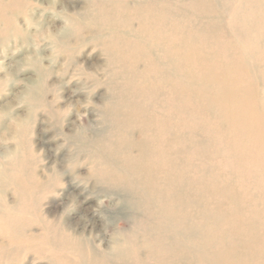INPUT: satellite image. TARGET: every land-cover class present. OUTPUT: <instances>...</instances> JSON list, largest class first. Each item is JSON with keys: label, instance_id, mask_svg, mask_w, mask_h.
<instances>
[{"label": "rangeland", "instance_id": "374dc122", "mask_svg": "<svg viewBox=\"0 0 264 264\" xmlns=\"http://www.w3.org/2000/svg\"><path fill=\"white\" fill-rule=\"evenodd\" d=\"M14 1L0 0V172L21 185L0 193V264H174L197 242L164 225L186 219L225 264H264L256 0ZM115 89L121 125L104 116ZM103 134L106 162L92 142ZM33 173L46 189L35 191ZM62 216L89 255L51 231L46 220Z\"/></svg>", "mask_w": 264, "mask_h": 264}, {"label": "bare ground", "instance_id": "6f19581e", "mask_svg": "<svg viewBox=\"0 0 264 264\" xmlns=\"http://www.w3.org/2000/svg\"><path fill=\"white\" fill-rule=\"evenodd\" d=\"M15 1H21V2H26V0H15ZM14 1V2H15ZM7 5H10L9 3H7ZM258 11L257 14V18H264V0H256V7H255ZM92 14V13H91ZM19 15L18 14H14V18L16 19ZM178 17V16H177ZM185 20V19H184ZM5 28V27H4ZM194 28V27H193ZM120 37H122L123 40H129V36L127 32H123L120 34ZM111 42H108L105 40V42H103L104 47H106L110 54H109V59L111 60V58H113L115 61H117V63H119L121 61V56L119 55V51L118 48L113 50L109 48ZM244 79V78H243ZM257 79V78H256ZM258 80V79H257ZM242 82V81H241ZM235 84V83H234ZM112 101L109 103L108 107L106 108L105 112H104V116L105 119L109 118L110 116L112 118H114L117 121V124L120 122L121 125V121H123L124 119V115L121 114V110H122V106L119 107V105L121 104V97H120V91L118 89L112 90ZM50 126V124H49ZM76 136V135H75ZM77 140L79 142H81V148L85 149L88 151V143L86 142L87 140L85 138H83L82 136H76ZM104 138H106L104 136V134L102 136H100L98 139H95L94 141H92L93 143L98 144L96 149H99L96 154H98V152H100V154H103L105 157L101 158V160L104 162L106 159V156H108L107 152L109 151V149H107V145L111 144V142L109 140H105ZM91 142V144H92ZM107 142V144L105 143ZM90 144V143H89ZM95 147V146H94ZM93 153V151L91 152V154ZM95 154V152H94ZM95 154V155H96ZM67 158V157H66ZM111 161H112V168L117 169L115 166H118L117 161L114 159V157H110ZM18 162V160H17ZM17 162L15 161V164H17ZM106 162V161H105ZM76 163H74V161H71L67 167H63L62 165H59L57 167L56 172H54L52 177H56V178H61L62 175H64L65 172H67V170L69 172H73L75 169V165ZM96 162H95V166H96ZM260 165V164H258ZM85 166V165H84ZM106 166V165H105ZM66 170H65V169ZM113 173H115L116 175L117 170H112ZM2 173V181L0 182V193H6L8 186L13 185L16 187H20L21 183H19L17 181V178H13L10 169H8L7 167H3V170L0 172ZM93 175L96 178V182H101L100 179L98 178V176L95 174V170L93 172ZM33 178L35 179V183L37 184L36 187V192H38L39 190H43L46 189V187L49 185V181L50 179H45L43 180L40 175L37 176L36 173L32 174ZM109 178V177H108ZM20 179V178H19ZM100 184V183H99ZM70 194V193H69ZM24 197V195H23ZM20 202L22 201V198L19 200ZM85 207V206H84ZM83 207V208H84ZM82 213V212H81ZM75 215V214H74ZM79 218V217H78ZM206 220L208 221V223H217V218L215 216H213L212 214L206 215ZM48 223V226L50 227V229H52L51 231L53 232L54 230H57L59 232H64L66 235L68 234L69 236L73 237V241L75 243H77V246L80 247L82 254L84 255H89V252L86 250V248L84 246H82L84 243L86 245H88L87 243V239L83 236L82 232H78L74 226V224H71L66 216H62L59 219L56 220H46ZM82 221V219H81ZM184 224L177 226L178 228L175 229L173 228L172 225L168 226V225H164V228L167 231H171L173 230L175 236L171 235L169 236L171 239L176 241H181L185 238L186 241L189 240H195L197 243H194V246L190 249V256L187 255L189 258H185V257H180L178 260L174 261V264H187L188 260L190 259V261L192 262V264H198V261H206L207 264H225L224 260L221 258H218L217 256H212L209 252V248H208V237L206 234H204L203 228L202 226L199 225H195L192 221V219H186L184 220ZM84 224V222H82ZM90 227V226H89ZM255 227L253 225H251L249 227V230L254 229ZM176 230V231H175ZM49 231V230H48ZM97 232V231H95ZM50 233H48V235H44L45 240L47 241V243H49V245L51 244V239H53L52 236L49 235ZM137 235V234H136ZM142 237V236H140ZM207 238L206 242L201 243V241L204 238ZM144 238V237H143ZM132 240H137L135 237L132 238ZM54 242V241H53ZM52 242V244H54ZM83 244H82V243ZM81 243V244H80ZM145 243H147V238H145ZM135 245H139L137 242H135ZM142 245V244H141ZM76 247V246H75ZM84 249V251H83ZM116 251H118V249H116ZM125 254V253H122ZM84 260H90L89 258H86L85 256H83ZM128 264H131V261H129Z\"/></svg>", "mask_w": 264, "mask_h": 264}]
</instances>
